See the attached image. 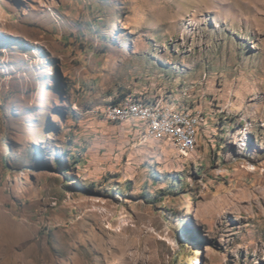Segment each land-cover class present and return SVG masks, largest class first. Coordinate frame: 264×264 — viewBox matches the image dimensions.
<instances>
[{
    "label": "rangeland",
    "instance_id": "rangeland-1",
    "mask_svg": "<svg viewBox=\"0 0 264 264\" xmlns=\"http://www.w3.org/2000/svg\"><path fill=\"white\" fill-rule=\"evenodd\" d=\"M0 264H264V0H0Z\"/></svg>",
    "mask_w": 264,
    "mask_h": 264
},
{
    "label": "bare ground",
    "instance_id": "bare-ground-1",
    "mask_svg": "<svg viewBox=\"0 0 264 264\" xmlns=\"http://www.w3.org/2000/svg\"><path fill=\"white\" fill-rule=\"evenodd\" d=\"M106 118L114 121H130L139 119L148 124V127L159 129L175 138L174 129L194 132L196 141V126L199 123V115L185 113L182 110L167 109L158 103H147L134 97L124 98L122 101L108 105L103 110ZM150 116L152 119H150Z\"/></svg>",
    "mask_w": 264,
    "mask_h": 264
},
{
    "label": "built area",
    "instance_id": "built-area-1",
    "mask_svg": "<svg viewBox=\"0 0 264 264\" xmlns=\"http://www.w3.org/2000/svg\"><path fill=\"white\" fill-rule=\"evenodd\" d=\"M150 119L152 117L150 116ZM175 131V138H169L171 139L173 145L176 147V149L181 153V154H186L187 152L191 151L194 146V132L189 131H182L180 129H174ZM148 133H155V139H161L163 137H168V135H162L159 129L154 128V123L153 127H150V130H147V135Z\"/></svg>",
    "mask_w": 264,
    "mask_h": 264
},
{
    "label": "crops",
    "instance_id": "crops-1",
    "mask_svg": "<svg viewBox=\"0 0 264 264\" xmlns=\"http://www.w3.org/2000/svg\"><path fill=\"white\" fill-rule=\"evenodd\" d=\"M117 123H120V122H117ZM135 125H137V126H136L137 129L139 128L140 130L144 131V133L147 134V126H146L145 123H143V122L140 121V122H136ZM147 137H149V136L147 135ZM150 138H153V137H150Z\"/></svg>",
    "mask_w": 264,
    "mask_h": 264
},
{
    "label": "trees",
    "instance_id": "trees-1",
    "mask_svg": "<svg viewBox=\"0 0 264 264\" xmlns=\"http://www.w3.org/2000/svg\"><path fill=\"white\" fill-rule=\"evenodd\" d=\"M126 97H132V96H129V95L121 96V97H119L118 99H114L113 101H111L110 104L118 103V102L122 101V100H123L124 98H126Z\"/></svg>",
    "mask_w": 264,
    "mask_h": 264
}]
</instances>
